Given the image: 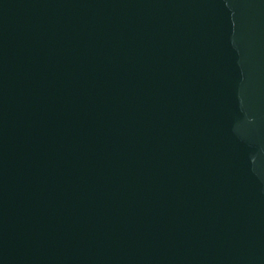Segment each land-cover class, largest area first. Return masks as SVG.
Segmentation results:
<instances>
[{
    "label": "water",
    "instance_id": "water-1",
    "mask_svg": "<svg viewBox=\"0 0 264 264\" xmlns=\"http://www.w3.org/2000/svg\"><path fill=\"white\" fill-rule=\"evenodd\" d=\"M0 264H264V0H0Z\"/></svg>",
    "mask_w": 264,
    "mask_h": 264
}]
</instances>
